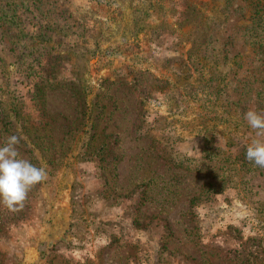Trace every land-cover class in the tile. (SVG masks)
<instances>
[{"label":"rangeland","instance_id":"374dc122","mask_svg":"<svg viewBox=\"0 0 264 264\" xmlns=\"http://www.w3.org/2000/svg\"><path fill=\"white\" fill-rule=\"evenodd\" d=\"M58 1L0 42V146L21 137L48 173L22 210L0 203V264H264V168L230 160L264 139L245 119L264 20L240 0L216 20L223 1Z\"/></svg>","mask_w":264,"mask_h":264},{"label":"trees","instance_id":"16d2710c","mask_svg":"<svg viewBox=\"0 0 264 264\" xmlns=\"http://www.w3.org/2000/svg\"><path fill=\"white\" fill-rule=\"evenodd\" d=\"M216 1H223L224 4L221 8L214 10V13H215L214 17L216 18H213V20H216L218 18L217 14H223L224 16H227L226 14L231 12L230 8L232 7V2H234L235 0H216ZM240 1L245 2V4H247V7L245 5L240 6L242 9L240 11H242L243 13L245 12V14L242 16L244 23L250 22V24H253L254 21L262 22L264 20V0H240ZM58 3H59L58 0H0V42L3 39L7 40V44L12 46L11 48H8L10 54H12L14 48L18 46V42H21L20 38L28 36L24 33V27H22L21 25V19L19 16V12L24 13L26 15L32 14V12H34L33 18L36 20L37 17L42 18V17L47 16L50 10L49 8H51L52 6L55 7L54 9H57L58 7H56V4ZM246 14L248 15L247 17L245 16ZM245 26L247 28L249 25H245ZM53 27L55 31L51 32L52 30L51 25L47 26L46 24L43 25V23L39 24L36 26V31L34 32V34L36 35L43 34L42 36L44 38L46 37L49 38L50 36L57 34L58 32L59 28L57 26H53ZM249 28L250 30L254 29V27H250V26ZM39 30H40V33L38 32ZM48 30H50V32ZM46 32H49V33L45 34ZM214 34L220 35L218 31H215ZM36 38H39V37L37 36ZM49 40L51 39L49 38ZM256 45L259 46L260 50L255 49L254 52L257 53V51H260L264 53V43L259 42V43H256L255 46ZM218 51L220 50L214 51L213 53L217 52V54H219ZM33 52L34 54L36 53L35 51ZM39 55L45 56L44 57L45 59L43 58L38 59L39 66H37L36 69L34 66L31 67L32 72L39 71V69L41 70L40 72L41 75L38 73V75H40V80L38 83H36L38 87H39V83L44 85L46 81L50 82V81L56 80V79L51 78L50 76H52V74L54 73V67H55L54 63L57 62L58 60V58L56 57L49 56L48 52L38 53V56ZM260 72L264 73V59L262 60ZM42 77L45 78L46 80L43 81V79H41ZM258 100H259L258 103H256L257 109L260 111V114H264V111H263L264 110V100L263 98L262 99L258 98ZM246 152L247 150H245V155L243 158H240L239 155L236 158L235 157L230 158L231 162H234L236 164L244 163L247 166H251V164L255 165L254 162H250V161L245 162ZM198 163H202V161L199 160ZM215 167H217V165H215ZM258 175L264 179V171H259ZM260 183L250 185L249 192H247L248 196L253 197V198H257V196H259L260 191L264 190L263 183H261L262 185H260ZM224 184L226 185V183ZM256 201H259V200L253 199V201H251L252 205L254 206V210H258L260 208L258 203H254Z\"/></svg>","mask_w":264,"mask_h":264},{"label":"clouds","instance_id":"9594fccd","mask_svg":"<svg viewBox=\"0 0 264 264\" xmlns=\"http://www.w3.org/2000/svg\"><path fill=\"white\" fill-rule=\"evenodd\" d=\"M245 119L256 130L257 137H264V114L249 110ZM21 139L14 134L0 146V203L13 212L22 210L29 192L48 178L45 168L20 157L17 146ZM246 159L264 168V139L254 140L248 146Z\"/></svg>","mask_w":264,"mask_h":264}]
</instances>
